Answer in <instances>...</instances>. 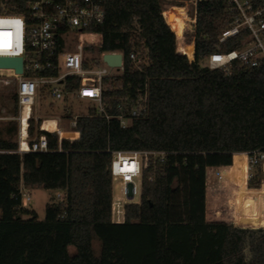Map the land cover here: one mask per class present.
Returning <instances> with one entry per match:
<instances>
[{
	"label": "trees",
	"instance_id": "obj_1",
	"mask_svg": "<svg viewBox=\"0 0 264 264\" xmlns=\"http://www.w3.org/2000/svg\"><path fill=\"white\" fill-rule=\"evenodd\" d=\"M2 1L26 10L27 0ZM98 1L105 11L95 27L104 34L103 48L122 46L125 53L122 74L103 91L111 117L91 109L78 118L79 139L62 140L59 150L58 137L47 132L50 151L23 154L17 152L18 122L0 121V264H264V228L214 221L231 207L227 217L234 222L235 197L241 211L247 195L261 193L239 183L236 167L238 152L264 149V60L255 67L234 61L229 72L204 63L212 53L241 45L247 34L219 41L234 16L230 3L200 1L190 60L192 33L173 32L159 0ZM135 18L140 39L133 38ZM173 44L177 52L165 53ZM135 47L148 57L141 69L129 58ZM69 83L75 89L80 80ZM145 90L148 114L123 128L120 99L134 101ZM115 150L167 152L143 170L140 201L125 205L121 222L113 219ZM212 169L235 178L237 192L226 202L209 200ZM22 184L64 190L66 201L48 202L40 219L22 205Z\"/></svg>",
	"mask_w": 264,
	"mask_h": 264
},
{
	"label": "built area",
	"instance_id": "obj_2",
	"mask_svg": "<svg viewBox=\"0 0 264 264\" xmlns=\"http://www.w3.org/2000/svg\"><path fill=\"white\" fill-rule=\"evenodd\" d=\"M200 1L159 0L161 14L172 31L173 27L165 14V6L183 5L185 7L188 15L185 28L193 34L194 42ZM228 2L234 11V16L228 26L220 32L219 41L229 40L243 32L247 34L242 39L241 45L227 52L212 53L204 63L210 68H221L226 72L230 71L234 61L247 67L258 66L264 60V0H228ZM104 20L105 11L98 0H27L26 10L23 12L10 9L6 1L0 3V56L23 58L21 73L16 72L14 67L0 68V109L4 106L2 90L14 85L16 87L14 95L11 96L14 101V115L10 118L18 122L17 152L23 154L50 151L47 132L58 137L59 150L62 149V140L74 141L80 138L78 118L88 115L90 110L86 114L74 115L67 107L66 100L69 97L88 99L94 103L92 109L96 110V115L107 119L111 117L108 113V105L103 99V91L113 83L115 76L122 74L125 53L122 46L103 48L104 34L95 27ZM133 26V38L140 39L142 27L137 18L134 19ZM89 47H93L92 51L95 55L93 59L90 58ZM106 53H121L123 65L118 68L111 67L104 60ZM129 58L139 69L143 64L148 63L145 52L137 50L136 47L129 53ZM114 69L119 70L120 73L115 75ZM70 78L80 80L77 88H68ZM105 78H108V81H105ZM46 97L52 98L51 104L64 103L63 111L69 118L67 124H62V117H54L56 127L51 131L44 127L46 118H41L35 113L41 106V99ZM148 111L146 90L141 92L134 101L129 96L122 97L118 105L120 125L127 128L132 125L134 119L145 117ZM3 118L7 116L0 114V119ZM34 120L36 125H33ZM62 126H68V128ZM63 131L74 132L76 135L65 136L62 134ZM112 153L113 180L118 179L122 183L121 196L113 199V214L116 210L117 220L115 221L121 222L125 216V205L140 201L143 170L149 167L152 159L164 160L167 152L115 150ZM238 153L247 156L248 185L263 187L264 149ZM234 156L235 153L233 160ZM19 196L22 205L28 207L31 196L26 187L21 185ZM66 197V191H57L55 201L64 203ZM228 212L226 210L222 217L224 222L240 227H255L241 226L229 221ZM259 214L264 217V200ZM258 228H264V221Z\"/></svg>",
	"mask_w": 264,
	"mask_h": 264
},
{
	"label": "rangeland",
	"instance_id": "obj_3",
	"mask_svg": "<svg viewBox=\"0 0 264 264\" xmlns=\"http://www.w3.org/2000/svg\"><path fill=\"white\" fill-rule=\"evenodd\" d=\"M169 13V12H168ZM170 14V13H169ZM178 15H175L173 17H177ZM191 32L188 29H185V33L187 36H189ZM192 44V43H191ZM189 45V44H188ZM93 47H89V50L91 51V56L90 58H95L94 52L92 51ZM95 49V48H94ZM165 53H171V52H177L175 50L174 44L171 46H166L163 48ZM88 52V51H87ZM179 53V52H178ZM194 57H195V53H194ZM194 57H190V59H193ZM89 58V57H88ZM205 62V61H204ZM114 73L115 75L119 74L120 71L119 70H115L114 69ZM16 91V87L15 85L12 87H5L2 90V104L4 106H2V108L0 109V114L1 115H5L7 116V118H3L0 119V121L2 123H6L8 121H10L12 118H10V116L14 115V101L13 99H11V96L14 95ZM52 102V98L50 97H46L41 99V106L38 107V111L36 110L35 113L36 115H39L41 118H47V117H62V124H67L69 118H67L66 116H68L64 111H63V105L64 103H53ZM67 107L70 110L71 113H73L74 115L76 114H86L89 112V110H91L94 107V103L88 99H74L72 97H69L67 100ZM9 117V118H8ZM36 125V121L34 120L33 125ZM63 128H68V126H62ZM17 139V136H16ZM228 166V165H225ZM214 177V182H212L213 184H211V186L209 187V200H211L212 202H226V200L228 199L227 197L229 196L230 193H233L232 190H230L229 188L224 190L223 186H221V184H217L216 181V176L215 173H213L212 175ZM113 187H114V194L115 197L121 196L122 194V183L118 182V181H114L113 182ZM28 192L30 193L31 196V200L29 202V206L27 208H33L35 210V212L39 215L40 219H44L46 216V204L50 201H55V196L57 194V190L54 189H46V188H29L27 189ZM114 198V197H113ZM230 208V209H229ZM220 210L219 208L216 209ZM227 211H231V207L227 208ZM116 210L114 211L113 214V219L117 220V215H116ZM28 217V216H25ZM122 220V219H121ZM214 221H218V222H224L222 220V217L217 216L215 217ZM93 246H94V250L96 255L100 254V250H101V244L100 241L98 239H95L93 241ZM70 252L72 254H74L76 252V248L75 246H70Z\"/></svg>",
	"mask_w": 264,
	"mask_h": 264
},
{
	"label": "bare ground",
	"instance_id": "obj_4",
	"mask_svg": "<svg viewBox=\"0 0 264 264\" xmlns=\"http://www.w3.org/2000/svg\"><path fill=\"white\" fill-rule=\"evenodd\" d=\"M178 8L179 10L175 9ZM170 14H169V13ZM165 14L168 17V20L170 24L173 27V30L176 32H179L180 34L184 35L185 33V20L187 19L188 15L186 12V9L183 5H166L165 6ZM175 15H178L177 17H173ZM191 32V31H190ZM191 43L187 45L188 49V55L190 57H194L195 52V43L193 40V34L191 38ZM27 114V111L25 115ZM56 119L54 117L46 118L44 127L45 129H48L49 131L55 129L56 127ZM65 131L62 132L64 135ZM238 164L236 167L237 173L241 176L239 183H245L246 187H248L249 190L253 191H261L260 194L250 193L247 195L243 202L241 203L240 210H237V200L236 197L234 199L235 204V223L241 226H255L258 227L261 225L264 221V217L259 214V209L261 207V204L264 200V186L263 187H251L247 183L246 178V163H247V156L246 154L240 153L238 154ZM219 179L222 182L223 189H230L233 192H237V183L235 181V178L233 177L232 173L229 174L221 173L219 175ZM237 196V195H236ZM241 213V216H240ZM242 217V218H240Z\"/></svg>",
	"mask_w": 264,
	"mask_h": 264
},
{
	"label": "water",
	"instance_id": "obj_5",
	"mask_svg": "<svg viewBox=\"0 0 264 264\" xmlns=\"http://www.w3.org/2000/svg\"><path fill=\"white\" fill-rule=\"evenodd\" d=\"M104 60L111 67H121L123 65V55L121 53H106ZM14 67L16 72L21 73L23 70V58L22 57H11V56H0V68Z\"/></svg>",
	"mask_w": 264,
	"mask_h": 264
},
{
	"label": "crops",
	"instance_id": "obj_6",
	"mask_svg": "<svg viewBox=\"0 0 264 264\" xmlns=\"http://www.w3.org/2000/svg\"><path fill=\"white\" fill-rule=\"evenodd\" d=\"M213 173H215L217 184H218V185H219V184L222 185V182H221V180L219 179V175L222 173V171H220V170H216V169H212V170H209V171H208V175H207V184H208V187H210L211 184H213L212 182H214V177L212 176ZM117 181H118V182H121V181L118 180V179H117ZM113 182H114V180H113ZM22 186L26 187L27 189H29V188H37V187H28V186H26V185H24V184H22ZM209 190H210V189H209ZM113 193H114V187H113ZM114 198H115V194H114ZM28 209L35 211L33 208H28ZM37 215H38V214H37ZM38 217H39V215H38ZM206 218H207V217H206ZM114 220H115V219H114ZM207 221H209V220H207ZM209 222H213V221H209Z\"/></svg>",
	"mask_w": 264,
	"mask_h": 264
}]
</instances>
